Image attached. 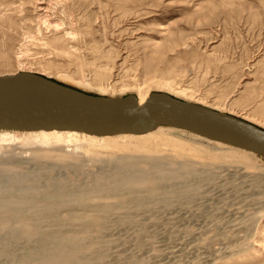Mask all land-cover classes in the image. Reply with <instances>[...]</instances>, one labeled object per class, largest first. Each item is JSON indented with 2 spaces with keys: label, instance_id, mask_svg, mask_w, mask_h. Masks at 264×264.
<instances>
[{
  "label": "rangeland",
  "instance_id": "374dc122",
  "mask_svg": "<svg viewBox=\"0 0 264 264\" xmlns=\"http://www.w3.org/2000/svg\"><path fill=\"white\" fill-rule=\"evenodd\" d=\"M19 72L93 95L167 93L264 128V0H0V75ZM17 145L8 143L13 156L1 158L0 169L15 165L39 174L38 189L54 179L64 185L90 179L121 155L79 151V171L54 161L37 168L38 157ZM172 150L162 143L156 153L135 156L162 161L173 159ZM227 165L213 168L206 179L205 169L194 164L198 173L189 180H161V196L138 192L139 205L120 207L111 216L98 214L114 201L101 193L92 201L52 207L58 214L28 217L50 221L47 230L76 232L79 224L72 227L65 219L106 217L99 238L84 234L98 251L103 248L98 264H225L245 250L260 251L264 264L255 232L264 221V171L244 173L240 165ZM189 188L196 193L187 194ZM125 192L122 187L112 195ZM18 242V250L26 248L25 241Z\"/></svg>",
  "mask_w": 264,
  "mask_h": 264
},
{
  "label": "bare ground",
  "instance_id": "6f19581e",
  "mask_svg": "<svg viewBox=\"0 0 264 264\" xmlns=\"http://www.w3.org/2000/svg\"><path fill=\"white\" fill-rule=\"evenodd\" d=\"M134 96L139 104L147 98V96ZM105 97L116 98L109 96ZM172 97L177 98L175 96ZM183 101L188 102L186 100ZM192 104L208 108L221 114L237 117L230 113L217 111L214 108L196 103ZM240 119L258 128L264 129L243 118ZM8 143L18 144L21 146H19L20 148H29L27 151L38 157L36 161L37 165H34L37 168H40V164L43 162L54 161L55 165L59 168L63 167L64 169L79 171V168L82 166V161L77 157V152L79 151L85 153L93 151L94 153L99 150H106L109 152V149H111V152L102 154L114 155L115 153H120L121 155L115 159L112 166H108L107 169L99 172L98 175L90 179L80 178L72 181L69 185L68 183L64 185L60 180L52 178L54 180H49L45 186L43 185V188L40 187L41 189L36 187L39 182V177H41L37 173L30 174L21 172L15 165L4 170L0 169V264H96L100 257L99 252L102 251L103 248L98 251V248L96 249V247L93 246V241H88L87 237H84V234L94 232L98 234L99 238L100 233H102L101 230L106 225V217H86L83 220L78 219V221H73L71 219L64 220L66 224L68 222L72 227H74L73 224H79V232L73 231L74 229H65L63 231L47 230V227L52 225L50 221L40 218L31 219L28 217L35 214L40 215V217H47L54 213L58 214L57 211H52L51 208L64 205L66 201H72L74 199L88 202L92 201V199L99 198L101 193H106L105 196L114 198V201L104 207H100L101 205H99L101 210L98 214L99 216L100 214L104 216L113 214L120 209V207L126 206L131 208L139 205L140 199L137 197L138 192L150 195L151 199L161 196V187L159 185L161 180H189L198 173L194 164H198L205 169L201 176L206 179H211L214 174L213 168L223 163L228 165H240L241 168L244 169V173L245 170L252 171V174L253 171L256 170L259 172L260 170L264 171V158L261 156L243 149L199 137L182 129L167 126H159L143 134H119L112 136H93L75 131L0 130V156L6 155L5 159L3 157H0V159L2 158L4 161L11 159L13 156L12 151L9 150L11 148L8 146ZM162 143H168L173 147L172 158H178L180 161L175 162L173 159L162 161H153L151 159L152 161H141L140 158L135 156L141 153H156L159 151ZM44 148H48V150L43 151ZM65 148H71V152L66 151ZM53 152H59V154L55 157V155L52 154ZM35 169L34 167V170ZM39 171L41 172V170ZM256 173L258 174L257 171ZM255 177L258 178V176ZM260 180V178L259 180H254L255 182L253 185L260 182ZM186 183L189 184V181ZM122 187L127 188V192L122 194L123 196L112 195L113 192L118 191ZM186 192L189 195H194L196 193V191L191 188L187 189ZM170 194L172 195L173 193L171 192ZM176 195H178L177 192ZM80 203L82 204V202ZM70 204L72 205V203ZM260 211L263 212H261V215L263 214L264 216V206H261ZM68 215L70 216V214ZM125 215L128 214L125 213ZM75 216L72 217L75 218ZM260 220L262 219H258V221ZM51 221H53V219ZM61 222L63 223V221ZM259 223L260 228L258 230L255 229V232L257 231V235H259L257 247L263 248L264 221ZM247 231L253 233L254 228L249 227ZM247 238V235L244 236L242 238V243L246 241ZM249 239H251V237ZM86 240L88 243H86ZM18 241H25L27 244L26 248L18 250ZM98 244L96 243V245ZM262 261L263 257L260 251L255 250L254 252H247L245 250L244 254L241 256L230 257L225 261V264H261Z\"/></svg>",
  "mask_w": 264,
  "mask_h": 264
},
{
  "label": "water",
  "instance_id": "95a60500",
  "mask_svg": "<svg viewBox=\"0 0 264 264\" xmlns=\"http://www.w3.org/2000/svg\"><path fill=\"white\" fill-rule=\"evenodd\" d=\"M182 129L264 158V129L165 93L138 103L134 95L88 94L36 73L0 75V130L75 131L93 136Z\"/></svg>",
  "mask_w": 264,
  "mask_h": 264
}]
</instances>
